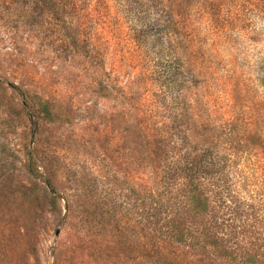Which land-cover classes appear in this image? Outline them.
I'll use <instances>...</instances> for the list:
<instances>
[{"label":"rangeland","instance_id":"1","mask_svg":"<svg viewBox=\"0 0 264 264\" xmlns=\"http://www.w3.org/2000/svg\"><path fill=\"white\" fill-rule=\"evenodd\" d=\"M166 1L149 13H167L163 35L199 75L213 118L264 131V0ZM27 8L0 0V264H141L139 253L129 259L142 239L127 226L124 127L115 102L94 93V51L126 87L153 66L159 31L118 0H73L37 20ZM35 95L60 111L41 126L36 159L57 189V215L50 190L32 194L24 172L34 136L23 99Z\"/></svg>","mask_w":264,"mask_h":264},{"label":"trees","instance_id":"2","mask_svg":"<svg viewBox=\"0 0 264 264\" xmlns=\"http://www.w3.org/2000/svg\"><path fill=\"white\" fill-rule=\"evenodd\" d=\"M72 1L13 0L32 8L33 20ZM118 1L147 31H159L153 66L126 87L108 70L106 54L94 51V93L115 102L114 121L124 127L130 171L127 226L142 239L129 259L139 253L141 264H264V131L250 119L210 114L199 75L163 35L171 22L167 13H149L166 0ZM10 4L5 1L3 9ZM55 100L23 99L34 136L24 172L32 194L50 190L49 205L57 215V189L36 160L41 126L60 115Z\"/></svg>","mask_w":264,"mask_h":264}]
</instances>
